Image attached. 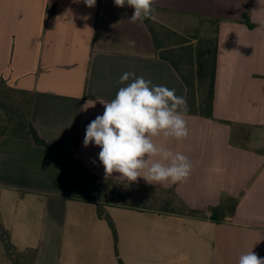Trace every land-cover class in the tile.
<instances>
[{
	"label": "crops",
	"instance_id": "0c3cea01",
	"mask_svg": "<svg viewBox=\"0 0 264 264\" xmlns=\"http://www.w3.org/2000/svg\"><path fill=\"white\" fill-rule=\"evenodd\" d=\"M154 7L160 24L183 35L201 22L216 25L214 120L185 115L188 137L164 142L189 158L185 181L133 183L174 187L204 213L229 195L239 199L235 215L212 221L109 207L115 239L95 204L69 199L70 160L31 138L4 137L3 225L19 251L36 250L35 264H238L251 250L264 257V0H154ZM132 14L109 0L91 8L84 0H0V83L32 94L40 137L67 155L78 143L84 165L104 178L100 147L83 140L87 125L103 115L101 102L133 79L118 84L123 73L187 98L179 73ZM119 176L108 178L126 181Z\"/></svg>",
	"mask_w": 264,
	"mask_h": 264
},
{
	"label": "trees",
	"instance_id": "16d2710c",
	"mask_svg": "<svg viewBox=\"0 0 264 264\" xmlns=\"http://www.w3.org/2000/svg\"><path fill=\"white\" fill-rule=\"evenodd\" d=\"M245 21L249 27H252L247 17ZM217 22L219 23L220 20ZM144 23L154 40L160 58L171 63L187 87L188 111L185 115L214 120L216 37L214 41L198 37L190 38L167 28L156 19H145ZM162 36L165 37L162 38ZM14 95L18 96L17 100H14ZM32 104V94L13 90L5 83H0V139L4 137L31 138L37 146L57 154L62 159L70 160L69 199L95 204L98 217L110 224L115 239H117L116 231L107 212L109 207L208 218L212 221L234 217L239 199L229 195H224L220 205L210 207L204 213L190 209L178 196L174 187L163 188L129 183L94 174L84 165L79 154L78 143L75 152L67 155L51 147L40 137L32 122ZM0 243L12 264H35L36 250L28 249L21 252L12 244L10 234L3 225L1 212ZM119 263L123 264L121 260Z\"/></svg>",
	"mask_w": 264,
	"mask_h": 264
},
{
	"label": "clouds",
	"instance_id": "9594fccd",
	"mask_svg": "<svg viewBox=\"0 0 264 264\" xmlns=\"http://www.w3.org/2000/svg\"><path fill=\"white\" fill-rule=\"evenodd\" d=\"M84 3L91 8L96 0ZM114 4L133 9L132 23L156 19L154 0H114ZM130 77L131 82L120 87L114 99L101 102L103 115L87 125L84 147L92 143L100 147L99 160L106 178L119 173V178L129 183L138 178L153 185L185 181L192 167L189 158L164 146L170 138L182 141L189 135L185 98L176 95L175 89L153 84L131 71L123 73L117 83L125 84ZM157 137L162 138L161 143L156 142ZM238 264H264V257L251 250L240 255Z\"/></svg>",
	"mask_w": 264,
	"mask_h": 264
},
{
	"label": "rangeland",
	"instance_id": "374dc122",
	"mask_svg": "<svg viewBox=\"0 0 264 264\" xmlns=\"http://www.w3.org/2000/svg\"><path fill=\"white\" fill-rule=\"evenodd\" d=\"M185 35L190 37V38L191 37H198L200 39H209L211 41H214L215 37H216V25L214 23L201 22L196 29H194L190 33H185ZM164 37L165 36H162V38H164ZM165 43L167 44V42H165ZM17 99H18V96L14 95V100H17ZM1 253H2V255L0 256V264H12L6 255L4 247L2 248Z\"/></svg>",
	"mask_w": 264,
	"mask_h": 264
}]
</instances>
